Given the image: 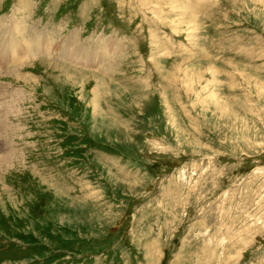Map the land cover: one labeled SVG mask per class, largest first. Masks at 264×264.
<instances>
[{
  "label": "rangeland",
  "instance_id": "rangeland-1",
  "mask_svg": "<svg viewBox=\"0 0 264 264\" xmlns=\"http://www.w3.org/2000/svg\"><path fill=\"white\" fill-rule=\"evenodd\" d=\"M11 13L50 53L0 60V264H264V0Z\"/></svg>",
  "mask_w": 264,
  "mask_h": 264
},
{
  "label": "bare ground",
  "instance_id": "bare-ground-1",
  "mask_svg": "<svg viewBox=\"0 0 264 264\" xmlns=\"http://www.w3.org/2000/svg\"><path fill=\"white\" fill-rule=\"evenodd\" d=\"M23 2L25 3V1H23ZM21 3L22 2H20V5H21ZM17 9H20V8H17ZM16 15H18V14H12L9 18V23L14 22L16 25L15 26L16 28L20 26L21 31L17 30L14 35H12L11 33H8V30L5 29L4 26H6L7 24L4 21V19L2 18L1 19L2 21L0 20V25L3 26V29H0L1 30L0 31V60L2 58H6V60H8V59L10 60V56H12V55L18 56V58L21 59L22 57L23 58L24 57L29 58L30 56L34 57V56L39 55L40 53H45V54L47 53L48 54V52L50 51V42L47 40L48 38H46V35L43 36V34L40 33L39 30L32 28L33 26L31 27L32 29L29 28L30 30L28 29L29 31L26 32V30L24 29L25 26H22V21H23L22 19L23 18L19 19L16 17ZM19 22H20V24H19ZM8 26L9 25H7L6 27H8ZM8 34H10V35H8ZM65 41H66L65 43L61 44V51H62L61 55L62 56L64 55L71 60H76V62H80L79 61L80 58H82L84 56V60H86V63L92 62V60H91L92 55L87 56L89 54V52L91 51L90 48L76 46V43L75 44L72 43L70 39L65 40ZM43 45L49 46V48L48 47L46 48ZM81 49H82V56L79 57ZM103 49H105V47H102V50ZM14 60H16V59H14ZM18 65H19V63H18Z\"/></svg>",
  "mask_w": 264,
  "mask_h": 264
}]
</instances>
